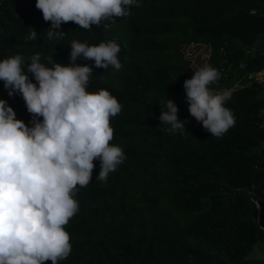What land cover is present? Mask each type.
I'll list each match as a JSON object with an SVG mask.
<instances>
[{"label":"trees","instance_id":"16d2710c","mask_svg":"<svg viewBox=\"0 0 264 264\" xmlns=\"http://www.w3.org/2000/svg\"><path fill=\"white\" fill-rule=\"evenodd\" d=\"M139 2L107 30L64 23L59 31L65 35L54 41L46 37L51 25L36 0L0 2V60L40 53L42 63L53 54L56 63L69 65L73 40L121 46L118 71L76 61L93 66L88 91L106 89L121 103V113L110 120V144L126 159L107 183L96 179L100 162L94 161L91 182L74 197L79 212L66 226L72 252L59 264H264L250 256L264 241L252 199L264 198V80L253 78L264 68V49H253L264 33V0ZM30 27L39 34L34 42L25 40ZM190 44L210 48L206 62L221 73L211 89L232 93L225 106L236 123L221 138L188 112L183 84L196 68L184 54ZM221 44L242 55L228 77L216 52ZM167 98L178 107L182 133L161 128L158 103ZM0 99L32 126L23 98L10 97L3 81Z\"/></svg>","mask_w":264,"mask_h":264},{"label":"clouds","instance_id":"9594fccd","mask_svg":"<svg viewBox=\"0 0 264 264\" xmlns=\"http://www.w3.org/2000/svg\"><path fill=\"white\" fill-rule=\"evenodd\" d=\"M133 6L141 3L36 0L35 4L44 21L50 22L44 30L49 41L62 39L65 33L59 29L68 22L84 30L93 26L107 30L118 18L129 16ZM29 29L25 40L34 42L39 34ZM120 51L115 40L98 45L73 40L69 65L56 63L53 54L42 63L40 53L0 60V81L10 97L23 98L32 116L29 127L0 99V264H59L67 259L72 245L66 226L79 212L74 197L91 182L94 161L100 162L96 179L104 183L125 161L123 149L110 144L114 137L110 120L121 113V103L106 89L88 91L93 66L76 64L82 58L93 61L95 68L118 71ZM220 78V71L205 64L183 84L189 114L216 138L236 123L225 106L231 91L217 93L210 88ZM158 104L162 130L185 131L177 105L168 98Z\"/></svg>","mask_w":264,"mask_h":264},{"label":"rangeland","instance_id":"374dc122","mask_svg":"<svg viewBox=\"0 0 264 264\" xmlns=\"http://www.w3.org/2000/svg\"><path fill=\"white\" fill-rule=\"evenodd\" d=\"M210 48L208 46H201L195 44H190L184 48V54L189 57L191 61V65H193L194 70L191 73L192 76L194 75V71L203 65L207 64L206 59L209 55ZM217 55L221 58L224 67V77H228L231 72L236 68L240 67L239 61L241 58V54L237 50L231 49L227 44H221L216 49ZM212 85H210L211 88ZM264 199V198H263ZM264 242V241H263ZM262 242V243H263ZM250 254L255 257L262 258L264 256L263 249L255 244L250 251Z\"/></svg>","mask_w":264,"mask_h":264},{"label":"water","instance_id":"95a60500","mask_svg":"<svg viewBox=\"0 0 264 264\" xmlns=\"http://www.w3.org/2000/svg\"><path fill=\"white\" fill-rule=\"evenodd\" d=\"M1 1L2 0H0V2ZM253 49H264V33H260L255 37V40L253 42ZM252 199L255 201V204L257 206L256 222L258 226L264 230V200L255 198V196H253Z\"/></svg>","mask_w":264,"mask_h":264},{"label":"crops","instance_id":"0c3cea01","mask_svg":"<svg viewBox=\"0 0 264 264\" xmlns=\"http://www.w3.org/2000/svg\"><path fill=\"white\" fill-rule=\"evenodd\" d=\"M254 75H262V76H264V68L261 69L260 71L255 72ZM256 244H258V246H260V248H262L263 252H264V242L263 243L262 242L261 243H256ZM250 256H252V255L250 254ZM262 258H264V256Z\"/></svg>","mask_w":264,"mask_h":264},{"label":"built area","instance_id":"2783aa9c","mask_svg":"<svg viewBox=\"0 0 264 264\" xmlns=\"http://www.w3.org/2000/svg\"><path fill=\"white\" fill-rule=\"evenodd\" d=\"M253 78H254L255 80H257V81L264 80V76H262V75H254ZM256 208H257V206H256ZM256 212H257V210H256Z\"/></svg>","mask_w":264,"mask_h":264}]
</instances>
